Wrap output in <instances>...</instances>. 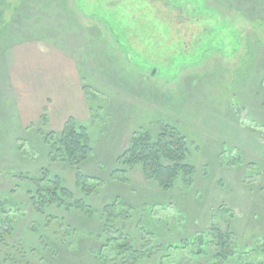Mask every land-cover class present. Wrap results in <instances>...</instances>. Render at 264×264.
I'll return each instance as SVG.
<instances>
[{
	"label": "rangeland",
	"instance_id": "obj_1",
	"mask_svg": "<svg viewBox=\"0 0 264 264\" xmlns=\"http://www.w3.org/2000/svg\"><path fill=\"white\" fill-rule=\"evenodd\" d=\"M69 117L88 128L93 145L80 165L46 150L45 135L61 132ZM167 125L187 138L196 170L191 184L179 179L169 190L118 161L135 134L156 138ZM118 168L126 172L115 176ZM259 168L264 0H0V208L15 220L0 242V264H98L100 215L119 199L136 210L117 223H128L137 247L233 219L244 259L261 263ZM43 171L98 214L37 212L27 190ZM78 171L89 178L88 193Z\"/></svg>",
	"mask_w": 264,
	"mask_h": 264
},
{
	"label": "trees",
	"instance_id": "obj_2",
	"mask_svg": "<svg viewBox=\"0 0 264 264\" xmlns=\"http://www.w3.org/2000/svg\"><path fill=\"white\" fill-rule=\"evenodd\" d=\"M237 12L242 14L240 11ZM41 121L47 123L46 113L41 116ZM45 136L49 155L67 161L71 165H80L93 153L88 128L74 117L67 119L61 132L51 131ZM188 149L187 138L180 129L167 125L156 138H153L148 131L135 134L130 146L121 153L118 161L123 167L142 168L147 179L155 180L160 187L169 190L179 179L184 185L191 184L195 176V166L188 161ZM125 170L115 169L114 174L118 176L120 172H126ZM260 172L264 175V170L261 168L258 169V173ZM75 178L77 184L88 193V176L78 171ZM30 181L33 189L27 190L29 199L41 214L46 208L52 207L65 208L69 211L75 208L86 215L93 212L85 199L76 198L58 175L43 171ZM70 198H75V202L68 203ZM10 210L5 206L0 208L2 244L5 243L7 235L14 234L15 220L9 214ZM135 211L129 203L120 199L104 207L100 215L103 228L96 237L100 246L92 252L96 263L141 264L142 261H147L151 264L157 259L158 263L162 264L163 260L170 259L172 264H264V261L254 263L244 259L245 254H248L247 248L246 245L244 247L243 240L233 227V219L225 227L212 222L197 234H190L177 242L163 244L160 240H156V245L137 247L138 238L128 231V223L125 220L117 223L119 221L117 218L121 215L129 216ZM93 214L97 215L98 212L94 209ZM63 222L60 221L61 224ZM173 249L175 251L180 249L182 253L178 256L173 255Z\"/></svg>",
	"mask_w": 264,
	"mask_h": 264
}]
</instances>
